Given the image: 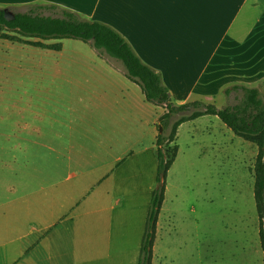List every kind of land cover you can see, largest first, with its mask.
I'll return each mask as SVG.
<instances>
[{"label": "rangeland", "instance_id": "obj_1", "mask_svg": "<svg viewBox=\"0 0 264 264\" xmlns=\"http://www.w3.org/2000/svg\"><path fill=\"white\" fill-rule=\"evenodd\" d=\"M13 8L11 12H23ZM43 43L60 49L0 39V125L8 126L3 132L34 123L38 137H61L57 147L66 160L58 176L50 167L26 183L66 186L71 202L106 177L85 203L113 186L114 198L106 206L117 204L106 214L126 213L132 220V236L126 242L139 250L157 187L156 138L168 133L160 125L166 109L146 102L140 87L125 76L123 64L101 56L90 42L59 38ZM240 95L228 99L222 93L204 103L223 108ZM15 106H29L34 112ZM171 145L177 152L164 180L153 264H262L253 197L257 147L213 115L182 123ZM36 149L46 150L44 145ZM118 157L123 160L118 162ZM95 208L83 205L69 215Z\"/></svg>", "mask_w": 264, "mask_h": 264}, {"label": "crops", "instance_id": "obj_2", "mask_svg": "<svg viewBox=\"0 0 264 264\" xmlns=\"http://www.w3.org/2000/svg\"><path fill=\"white\" fill-rule=\"evenodd\" d=\"M31 3L55 4L111 26L160 74L176 105L212 101L233 84L257 87L264 97V0H0L22 11ZM29 106L15 108L34 112ZM20 124L7 135L8 126L0 125V264H136L139 250L126 242L132 220L123 211L106 214L117 204L106 206L113 186L85 203L106 177L71 202L66 186L26 183L50 167L58 176L66 160L60 136L38 137L34 123ZM43 145L46 150L36 149ZM91 204L94 210L69 215Z\"/></svg>", "mask_w": 264, "mask_h": 264}, {"label": "trees", "instance_id": "obj_3", "mask_svg": "<svg viewBox=\"0 0 264 264\" xmlns=\"http://www.w3.org/2000/svg\"><path fill=\"white\" fill-rule=\"evenodd\" d=\"M12 8L0 7L1 39L46 49H60V45L46 44L43 40L71 38L90 42L101 56H109L123 64L125 76L140 87L147 102L166 109L160 117V125L168 133H159L156 138L157 187L151 193L136 264H151L156 225L164 199V180L177 152V147L171 145L177 129L182 123L204 115L218 117L236 136L257 147L253 165V197L259 217L258 236L264 264V97L258 88L242 84L225 88L224 95L228 99L236 92L241 95L234 103L223 108L200 100L176 105L171 102L160 74L143 63L128 42L111 26L89 20L55 4L31 3L26 5L23 12H11ZM9 31L16 35L6 33Z\"/></svg>", "mask_w": 264, "mask_h": 264}, {"label": "water", "instance_id": "obj_4", "mask_svg": "<svg viewBox=\"0 0 264 264\" xmlns=\"http://www.w3.org/2000/svg\"><path fill=\"white\" fill-rule=\"evenodd\" d=\"M6 18H7V19H10V17H9V16H6ZM160 132H161V129H160Z\"/></svg>", "mask_w": 264, "mask_h": 264}]
</instances>
